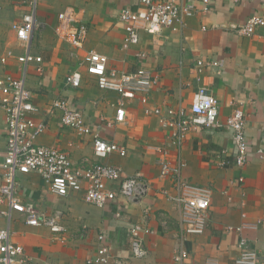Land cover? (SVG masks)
I'll list each match as a JSON object with an SVG mask.
<instances>
[{"label":"crops","instance_id":"obj_1","mask_svg":"<svg viewBox=\"0 0 264 264\" xmlns=\"http://www.w3.org/2000/svg\"><path fill=\"white\" fill-rule=\"evenodd\" d=\"M10 1L0 0V57L7 50L21 56L24 50L11 30L14 19L4 21L10 18ZM179 1L191 3L195 10L183 28L154 35L141 31L139 44L125 49L119 13L125 7L135 10L137 0H54L78 14L61 34L68 35L72 27L76 31L80 25L88 32L81 48L67 41V47L59 48L44 38L35 43L36 33L33 36L30 52L41 57L42 64L28 65L25 84L38 108L31 117L46 125L37 144L66 152L75 165L95 161L92 136L61 127L59 114L50 112L53 100H65L82 112L100 139L126 149L124 158L111 154L101 162L120 167L127 177L142 174L145 193L134 200L117 197L99 208L86 203L82 193L59 197L37 174L17 173L20 200L46 214L62 213L61 223L67 230L64 240L58 241L47 228L26 225L17 213L10 221L0 218V228H9L11 241L23 248L21 264H90L100 246L99 235L104 236L103 244L111 254L108 264H176L173 258L179 250L188 254L179 264H233L243 249L264 256V26L252 37L233 30L248 17L264 18V0H210L208 10H203L201 0ZM50 3L52 0H37L38 23L46 18ZM26 10L22 7L21 14ZM51 14L52 18L56 15ZM51 21V26L58 24L56 19ZM48 39L52 40L51 36ZM90 52L106 56L109 69L123 73L144 69L158 77L159 86L148 95L151 108L181 110L190 118L194 95L213 96L220 126L190 128L177 146L175 131L147 115L138 98L125 102L126 120L115 123L120 97L100 90L96 78L84 71L83 61ZM139 53L145 57L139 58ZM198 61L216 66L206 67L197 79L193 67ZM37 66L43 69L41 75ZM23 68L10 60L3 71L21 76ZM73 72L81 74L78 88L66 84V77ZM237 108L244 112L249 142L247 161L241 168L234 165L233 136L226 125ZM5 144L6 124L0 109L1 150ZM159 150H164L171 162L181 164L183 180L211 190L208 222L200 235L181 233L180 208L164 193L174 194L175 188L171 180L160 176ZM133 225L151 230L141 236L146 251L141 259L131 255L129 230ZM228 227L242 230L228 231Z\"/></svg>","mask_w":264,"mask_h":264},{"label":"built area","instance_id":"obj_2","mask_svg":"<svg viewBox=\"0 0 264 264\" xmlns=\"http://www.w3.org/2000/svg\"><path fill=\"white\" fill-rule=\"evenodd\" d=\"M15 4L26 8L21 19L11 23V30L15 33L17 42L24 48L23 55L16 56L12 50H7L0 57V109L4 113L6 124V144L0 149V218L10 221L13 213L23 216L25 224L31 227H45L63 241L67 232L61 223L62 213L46 214L31 203H23L19 198V188L16 174H37L48 187L49 191L59 197H66L71 193H82L83 200L91 205L103 208L117 197L134 200L143 195L142 174L124 176L120 167L103 163L102 160L111 154L124 158L126 149L115 143L106 142L98 137L92 127L85 122L79 109L72 108L62 99L53 100L50 105L51 113L59 114V124L81 136H92V147L95 161L89 163L84 160L75 165L68 154L55 147L38 145L39 136L45 131L43 122L34 121L31 114H37L38 108L33 104V95L25 84V71L28 65L42 64V58L30 52V45L39 23L36 19L37 0H12ZM203 10H208L210 0H201ZM237 1V0H233ZM255 1V0H254ZM191 3L179 0H137L136 9L125 7L119 13V22L124 28L125 37L123 47L132 48L139 44L141 31L154 35L162 30L178 31L185 25V20L194 14ZM264 26V18L251 16L242 25L234 28V32L244 37L258 35V30ZM87 27L80 25L71 33L66 41L75 48H81L87 38ZM139 58L145 54L139 53ZM10 60L24 66L23 75L14 76L4 73ZM85 70L88 75L96 78L100 90H107L119 95L114 122H124L126 119L125 102L138 98L144 107V112L154 116L161 127L175 131L176 145L182 144L185 132L190 128L219 127V107L216 99L207 93L194 95L190 105V118L181 110L163 111L160 108L148 106V95L159 86V78L149 71L138 69L134 73L118 72L107 67V57L90 52L84 58ZM216 63L198 61L194 73L199 79L201 72ZM41 75L42 67H36ZM81 74L73 72L66 77V84L78 88ZM231 130L235 148L234 162L238 168L247 161L248 140L246 135V119L242 108H237L226 120ZM264 134V131H263ZM159 166L160 176L171 180L175 188L174 194H167L168 199L175 202L181 211L180 226L183 235L202 234L208 222L211 190L209 188L191 184L182 178L181 164H175L166 158L164 150ZM239 182L243 179L239 178ZM228 231L240 232L242 227H228ZM151 230L140 225H133L129 230L131 237V255L134 258H144L142 235ZM13 233L9 228H0V264H21L23 262V248L11 241ZM99 248L95 259L88 263L108 264L111 259L109 250L103 244L104 236H98ZM264 241V236H263ZM243 246V242L240 247ZM241 249V248H240ZM188 257L184 250L174 255L176 264L183 263ZM233 264H264V256L252 250H242Z\"/></svg>","mask_w":264,"mask_h":264},{"label":"rangeland","instance_id":"obj_3","mask_svg":"<svg viewBox=\"0 0 264 264\" xmlns=\"http://www.w3.org/2000/svg\"><path fill=\"white\" fill-rule=\"evenodd\" d=\"M49 0H47L48 2ZM85 1V0H83ZM53 3H50V9L46 11V18L40 19L39 20V27L35 35V40L34 42L36 43L38 40H44L48 41L51 44H55L59 48L67 47L66 45V38L75 31V28H71V32L67 35L61 34V30L66 31L67 27H70V25L73 23L72 21L77 19L75 16L78 15L76 11H72L71 8L68 6H65V4L62 3H54V0H52ZM58 2V1H57ZM10 10L11 12L9 13V17L7 20L4 21H17L21 17L22 13V7L15 4L13 1H10ZM51 12L56 13V15L52 18V14L50 15ZM73 16V17H72ZM48 18V19H47ZM56 19L58 23L57 25H52L51 20ZM67 21L66 23H64ZM60 27V28H59ZM79 27V26H78ZM48 36H51L52 40L48 39Z\"/></svg>","mask_w":264,"mask_h":264}]
</instances>
